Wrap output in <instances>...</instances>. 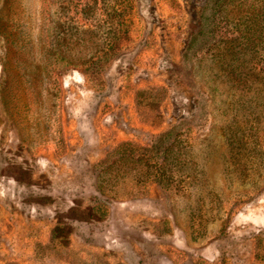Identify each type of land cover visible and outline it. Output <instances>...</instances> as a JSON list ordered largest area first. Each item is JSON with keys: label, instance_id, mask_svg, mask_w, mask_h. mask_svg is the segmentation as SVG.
Here are the masks:
<instances>
[{"label": "rangeland", "instance_id": "1", "mask_svg": "<svg viewBox=\"0 0 264 264\" xmlns=\"http://www.w3.org/2000/svg\"><path fill=\"white\" fill-rule=\"evenodd\" d=\"M0 264H264V0H0Z\"/></svg>", "mask_w": 264, "mask_h": 264}]
</instances>
